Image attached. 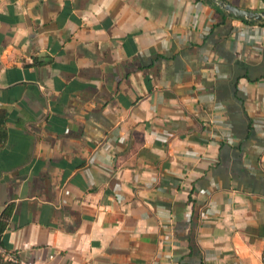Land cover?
Wrapping results in <instances>:
<instances>
[{"label": "crops", "instance_id": "obj_1", "mask_svg": "<svg viewBox=\"0 0 264 264\" xmlns=\"http://www.w3.org/2000/svg\"><path fill=\"white\" fill-rule=\"evenodd\" d=\"M0 245L32 264H264V19L0 0Z\"/></svg>", "mask_w": 264, "mask_h": 264}, {"label": "water", "instance_id": "obj_2", "mask_svg": "<svg viewBox=\"0 0 264 264\" xmlns=\"http://www.w3.org/2000/svg\"><path fill=\"white\" fill-rule=\"evenodd\" d=\"M214 3L218 8L225 11L226 13L232 15L236 18H242L249 21H260L264 19V8L254 11L250 9H244L237 6H234L224 0H208Z\"/></svg>", "mask_w": 264, "mask_h": 264}, {"label": "built area", "instance_id": "obj_3", "mask_svg": "<svg viewBox=\"0 0 264 264\" xmlns=\"http://www.w3.org/2000/svg\"><path fill=\"white\" fill-rule=\"evenodd\" d=\"M10 262L11 264H32L30 261L19 258L13 252H8L0 245V264Z\"/></svg>", "mask_w": 264, "mask_h": 264}, {"label": "trees", "instance_id": "obj_4", "mask_svg": "<svg viewBox=\"0 0 264 264\" xmlns=\"http://www.w3.org/2000/svg\"><path fill=\"white\" fill-rule=\"evenodd\" d=\"M201 1H204V2L208 3L214 9V11L216 13H218L220 19L224 18V17H228V16L231 17L230 14H228L225 11L221 10L220 8H218L214 3H212V2H210L208 0H201ZM248 22H251V21L248 20ZM6 263H8V262H2V264H6Z\"/></svg>", "mask_w": 264, "mask_h": 264}]
</instances>
